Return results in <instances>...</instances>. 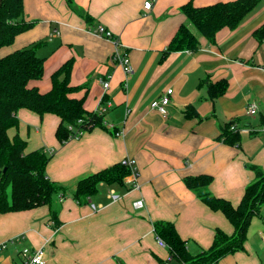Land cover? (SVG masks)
<instances>
[{
	"label": "crops",
	"instance_id": "0c3cea01",
	"mask_svg": "<svg viewBox=\"0 0 264 264\" xmlns=\"http://www.w3.org/2000/svg\"><path fill=\"white\" fill-rule=\"evenodd\" d=\"M144 1L23 0L24 21L32 25L0 55L40 42L35 53L44 58L42 78L29 83L40 91L49 89L51 73L72 58L69 82L87 89L84 108L106 109L103 126L61 143L55 114L18 109V124L8 136L24 139L25 152H48L45 174L66 190L50 206L0 212V264L17 262L23 247H43V264H176L155 239L156 221L171 222L191 253L208 248L217 229L232 233L224 214L204 204L183 179L210 175V194L235 206L254 178L249 165L264 171V41L253 36L264 22V0L236 27L218 30L213 42L199 36L196 50L169 52L166 47L181 24L192 30L183 4L227 0H151L149 9ZM98 25L118 38L119 51L129 57V73L110 61L116 45L93 32ZM105 75L109 85L103 89L99 78ZM222 79L226 89L210 99L208 84ZM167 88L172 93L162 115L150 103ZM252 102L257 109L250 114ZM228 122L239 132L237 144L219 138ZM126 157L135 160L134 185L128 172L121 183L100 182L81 202L72 197L79 179ZM254 216L258 221L252 222ZM263 232L264 206L251 217L243 247L219 263L264 264Z\"/></svg>",
	"mask_w": 264,
	"mask_h": 264
},
{
	"label": "trees",
	"instance_id": "16d2710c",
	"mask_svg": "<svg viewBox=\"0 0 264 264\" xmlns=\"http://www.w3.org/2000/svg\"><path fill=\"white\" fill-rule=\"evenodd\" d=\"M260 0L217 1L206 6H194L185 3L181 12L188 19L195 32L188 25L181 24L170 39L166 52L181 49L194 51L198 48L199 36L213 42L215 34L223 27L234 28L259 3ZM89 16H85L86 21ZM32 25L23 18V0H1L0 3V49L10 46L16 35ZM258 41H264V22L253 30ZM40 42L15 48L0 55V212L17 211L39 205H51L54 196L63 195L66 190L58 182L45 174V165L49 153L43 149L25 152L26 142L17 134L11 138L7 130L18 124L17 111L27 108L39 115L55 114L59 122L55 136L61 143L72 133L69 125L76 129L91 130L103 126L102 115L87 111L83 104L87 89L71 85L69 74L72 58L64 61L50 75V87L40 91L29 83L42 78L44 58L35 53ZM63 75L62 78H59ZM83 90L80 96H75ZM209 97L213 99L226 89V80L210 82L207 86ZM192 113L191 111H187ZM81 120V121H78ZM232 122L222 128L219 138L229 144L239 142V132L230 129ZM260 124L264 127V115H260ZM254 174L237 205L210 194L208 174L190 175L183 181L197 197L212 210L221 211L232 225V233L217 229L210 246L191 253L171 222L156 221L154 233L162 238L176 264H220V259L243 247L251 217L264 206V171L250 164ZM129 172L118 163L79 179L71 192L74 199L81 202L97 191L100 182L118 184ZM51 219L57 223L56 212L51 209ZM163 264V263H162Z\"/></svg>",
	"mask_w": 264,
	"mask_h": 264
},
{
	"label": "built area",
	"instance_id": "2783aa9c",
	"mask_svg": "<svg viewBox=\"0 0 264 264\" xmlns=\"http://www.w3.org/2000/svg\"><path fill=\"white\" fill-rule=\"evenodd\" d=\"M152 2L151 0H145L143 2V8L149 9ZM93 32L98 33L105 38H109L114 42L116 45V48L112 51L109 58L110 61L113 63H116L120 65L125 73H129L131 71V66L129 62V57L127 53L121 52L118 49V38L114 36L108 29H106L102 25H98L94 28ZM56 33V31H55ZM99 82L102 85L103 89H106L109 85L108 75H105L104 77L99 78ZM172 93V88H167L163 94H161L157 99L152 100L150 103V107L156 111H158L160 114L165 115L167 112L166 106L170 103V94ZM106 107H99L95 113L99 115H103L105 112ZM257 106L254 102L250 103L248 105V112L250 114H253L256 112ZM81 121V120H78ZM107 126L109 128H113L112 124L107 123ZM69 129H71L72 133L69 135V137H78L83 131L80 129H76L75 127H72L69 125ZM230 129L236 130L234 126H231ZM114 134H120V131L114 130ZM120 164L124 165L128 168L129 174L131 176L132 185L135 184L136 176H137V170L135 166V160L133 158L126 157L123 160H121ZM62 195L60 194V197ZM136 207L141 206V200H137L135 202ZM262 240H264V232L261 234ZM156 241L162 245L167 247L166 242L160 238L158 235L155 234ZM4 243L0 244V247H3ZM45 262L44 259V248L38 247L35 249L23 247L18 251V260L17 262H14L13 264H43Z\"/></svg>",
	"mask_w": 264,
	"mask_h": 264
},
{
	"label": "rangeland",
	"instance_id": "374dc122",
	"mask_svg": "<svg viewBox=\"0 0 264 264\" xmlns=\"http://www.w3.org/2000/svg\"><path fill=\"white\" fill-rule=\"evenodd\" d=\"M192 30L195 32V29L192 27ZM256 222V221H258V219H257V217L256 216H254L253 218H252V222Z\"/></svg>",
	"mask_w": 264,
	"mask_h": 264
},
{
	"label": "water",
	"instance_id": "95a60500",
	"mask_svg": "<svg viewBox=\"0 0 264 264\" xmlns=\"http://www.w3.org/2000/svg\"><path fill=\"white\" fill-rule=\"evenodd\" d=\"M0 3H1V0H0Z\"/></svg>",
	"mask_w": 264,
	"mask_h": 264
}]
</instances>
